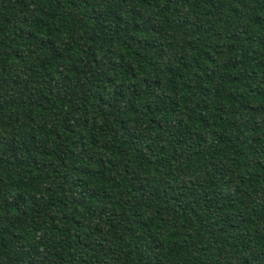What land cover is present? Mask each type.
Wrapping results in <instances>:
<instances>
[{"label": "trees", "instance_id": "16d2710c", "mask_svg": "<svg viewBox=\"0 0 264 264\" xmlns=\"http://www.w3.org/2000/svg\"><path fill=\"white\" fill-rule=\"evenodd\" d=\"M0 264H264V0H0Z\"/></svg>", "mask_w": 264, "mask_h": 264}]
</instances>
